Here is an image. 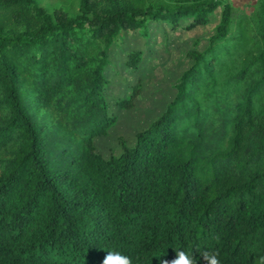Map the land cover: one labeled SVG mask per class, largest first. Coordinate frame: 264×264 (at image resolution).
<instances>
[{"label": "trees", "instance_id": "trees-1", "mask_svg": "<svg viewBox=\"0 0 264 264\" xmlns=\"http://www.w3.org/2000/svg\"><path fill=\"white\" fill-rule=\"evenodd\" d=\"M76 1L70 15L0 0V264H102L107 252L160 264L179 250L205 264V249L257 264L264 0L248 15L229 0ZM211 24L162 114L104 156L96 139L138 93H109L114 51L139 36L152 55L165 26ZM142 58L131 50L123 66Z\"/></svg>", "mask_w": 264, "mask_h": 264}, {"label": "rangeland", "instance_id": "rangeland-1", "mask_svg": "<svg viewBox=\"0 0 264 264\" xmlns=\"http://www.w3.org/2000/svg\"><path fill=\"white\" fill-rule=\"evenodd\" d=\"M239 13L251 14L258 0H229ZM35 4L48 11L63 8L70 15L78 9L76 0H34ZM217 16V15H216ZM215 16V17H216ZM213 24L196 28L192 31L174 30L164 27V32L157 36L154 44L155 52L145 56L146 48L153 41L146 42L139 36L131 37L114 51L116 61L113 68L109 67L110 91L128 96L125 86L138 87V93L133 99L131 109L119 113L118 121L109 129L107 135L96 139L98 150L109 157L115 148L125 141L131 144L134 135L147 127L160 116L175 95V87L181 73L187 69L191 61L188 58L190 50L201 51L207 43ZM131 36V35H129ZM134 49L142 51V63L136 70L126 69L123 62L128 52ZM117 152V151H116Z\"/></svg>", "mask_w": 264, "mask_h": 264}, {"label": "clouds", "instance_id": "clouds-1", "mask_svg": "<svg viewBox=\"0 0 264 264\" xmlns=\"http://www.w3.org/2000/svg\"><path fill=\"white\" fill-rule=\"evenodd\" d=\"M219 239V237H217ZM205 264H221L219 250H203L201 253ZM102 264H133L131 257L120 252H107L102 260ZM160 264H198L194 254H189L184 250L175 251V256L171 259H161ZM257 264H264V256L260 257Z\"/></svg>", "mask_w": 264, "mask_h": 264}]
</instances>
